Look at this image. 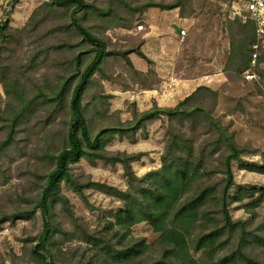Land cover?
<instances>
[{
    "label": "trees",
    "instance_id": "obj_1",
    "mask_svg": "<svg viewBox=\"0 0 264 264\" xmlns=\"http://www.w3.org/2000/svg\"><path fill=\"white\" fill-rule=\"evenodd\" d=\"M19 1L9 2L0 21V86L7 98L0 116L6 134L0 142V157L14 143L16 131L40 105L46 107L49 117L65 111L68 120L61 148L50 154L52 168L44 177L34 209L0 213V225L30 219L36 212L40 213L43 227L31 250L38 264H60L54 247L56 250L67 232L54 220L56 204L75 229H79L78 237H71L83 242L84 251L89 252L79 258L72 254L69 261L73 264H264V255L255 254L257 251L264 254V217L258 220L257 214V209L264 204V188L237 187L232 192L236 186L232 164L243 163L246 153L234 133L215 115L219 92L201 85L174 107H160L153 101L150 109L139 111L132 104L131 119L121 121L116 112L106 117L105 126L94 131L92 124L106 116L103 110L110 97L98 92L86 102L85 94L93 83L101 86L100 81L94 79L96 74L101 80H108L102 67L104 59L120 56L133 70L129 58L132 53L150 67L153 62L139 48L124 52L108 50L102 32L95 31L96 24L89 23L109 19L115 22L118 17L112 1L101 7L87 0H49L32 13L23 29L17 30L10 22L11 11ZM192 1L146 0L138 7V12L149 8L178 9L182 17L184 10L191 8ZM119 3L131 7L128 0H119ZM44 7L69 11L65 28L80 39L67 49L62 44L54 47L60 55L72 53L67 74L59 75L55 82L28 95L10 58L13 49L23 42V36L36 31L38 15ZM231 26L234 32L229 44L228 65L234 68L236 75H241L250 67L252 45L256 41L255 27L253 22L241 23L239 19H234ZM48 49L44 52L45 59ZM261 64H264V49H260L257 57V67ZM28 67L26 65L25 69ZM134 74L143 75L137 71ZM149 74L155 73L149 69ZM163 118L167 119V126L159 168L137 176L132 164L139 161L142 154L106 149L116 137L134 142L140 132L146 138L147 124ZM81 160L93 167L98 162L120 165L127 188L120 190L89 177L80 180L71 166ZM241 169L264 174V167L242 165ZM63 185L86 205L89 203L84 191L95 190L120 201V208L112 218L100 221L95 231L87 232L78 224L68 198L62 194ZM235 203L241 204L248 219L231 217L229 206ZM141 223H146L156 235L153 243L148 244L145 237L133 234V227Z\"/></svg>",
    "mask_w": 264,
    "mask_h": 264
},
{
    "label": "rangeland",
    "instance_id": "obj_2",
    "mask_svg": "<svg viewBox=\"0 0 264 264\" xmlns=\"http://www.w3.org/2000/svg\"><path fill=\"white\" fill-rule=\"evenodd\" d=\"M10 1L0 0V21L2 11L8 7ZM47 1L49 0H20L11 11V27L23 29L32 13ZM87 1L101 7L112 1L113 11L118 17L115 22L110 19L105 22H89L96 24L98 29L94 28L95 31L102 32L100 34L108 50L124 52L139 48L153 62L150 67L135 54H130V60L137 62L139 59L145 64L146 70L141 72L138 65L131 61L133 70L120 56L111 55L104 59L102 67L108 80H101L99 74H96L94 79L100 81L101 86L95 82L85 94L86 102L98 92L110 97L107 100L108 109L105 106L103 110L106 116L96 119L92 130L105 126L106 117H111L116 112H119L121 121L131 119V105L135 104L136 108L140 109L133 98L140 90L159 89L163 82L165 87L169 88L167 84L171 86L173 83L172 85L178 88V94L170 103L175 106L198 86H207L220 94L215 115L234 133L237 143L246 153L242 158L243 163L232 164L236 185L232 192L236 191L237 187L264 188V174L241 169L242 165L264 167V64L256 68L259 76L257 82H247L242 74L236 75L234 68L228 65L229 44L234 32L231 22L238 19L231 15L234 1L193 0L191 8L187 7L182 17L178 9L161 11L149 8L138 12V7L146 0H128L131 7L127 8L120 4L119 0ZM153 1L168 3L173 0ZM173 14L177 16L171 20ZM68 15L69 11L63 8L50 10L44 7L39 12L36 31L27 32L23 36V42L13 49L10 59L14 71L22 78L28 95L55 82L59 75L67 74L72 53L60 55L54 47L62 44L65 45L64 49H67L80 39L74 32L66 30ZM182 29L186 32L183 40L180 37ZM47 49L49 54L45 59L44 52H47ZM26 65H29L27 69ZM157 65L159 72H156ZM149 69L155 74H149ZM135 71L143 75L137 76ZM159 73L163 78L159 77ZM171 77L176 80H171ZM6 100L0 86V116ZM93 111L94 109L91 110L90 116ZM67 120L65 111L49 117L46 107L40 105L27 123L16 131L14 143L0 157V213L34 209L44 177L52 168L50 154L57 152L63 144ZM166 126V118L150 122L146 127V138H143L140 132L134 142L116 137L106 149L111 152L142 154L141 159L132 164V168L137 176H143L160 167ZM5 137L4 127L0 123V142ZM71 167L74 175L80 180L89 177L94 182L105 183L120 190L127 188V180L118 164L110 166L98 162L93 167L81 160ZM61 191L68 198L70 209L78 219V224L87 232L95 231L100 221L112 218L121 205L117 199L95 190L84 191L88 205L66 186L63 185ZM229 212L233 219L249 217L238 203L230 204ZM53 213L55 222L67 232V235L59 240L56 250L54 247L58 263L73 264L69 261L72 254L77 258L81 254L87 256L89 252L84 251L86 245L76 238L79 229H75L58 204L54 206ZM257 214L258 220L264 217V204L257 209ZM42 227L39 212L30 219L2 223L0 264H38L32 257L31 250L37 244ZM133 234L136 237H145L148 244L153 243L156 238L146 223L134 226ZM255 254L259 257L264 255L259 251Z\"/></svg>",
    "mask_w": 264,
    "mask_h": 264
},
{
    "label": "built area",
    "instance_id": "obj_3",
    "mask_svg": "<svg viewBox=\"0 0 264 264\" xmlns=\"http://www.w3.org/2000/svg\"><path fill=\"white\" fill-rule=\"evenodd\" d=\"M231 15L238 18L241 23L251 21L255 27L256 41L252 45V56L250 67L244 71L242 77L246 81L257 82L259 79L256 73L257 57L260 49L264 48V0H233ZM186 32L180 31V37L183 40ZM264 102V98H263Z\"/></svg>",
    "mask_w": 264,
    "mask_h": 264
},
{
    "label": "crops",
    "instance_id": "obj_4",
    "mask_svg": "<svg viewBox=\"0 0 264 264\" xmlns=\"http://www.w3.org/2000/svg\"><path fill=\"white\" fill-rule=\"evenodd\" d=\"M175 16L177 15L173 14L171 20H174ZM133 64H135L136 66L138 65L139 71L145 72L146 67L145 64H143L142 60L138 59V61L133 62ZM156 67V72H159L160 68L158 67V65ZM159 77L163 78L160 73ZM170 79L173 81L176 80L174 77H171ZM172 84L171 86L170 84H167L169 86V88H167L165 87V82H163V85L159 89L140 90L138 93H135L133 95V98H135L136 104L140 108L139 110L145 111L150 109L152 107L153 101L156 102L160 107L174 106V103L171 104L170 102L172 101V98L178 94V88L174 87Z\"/></svg>",
    "mask_w": 264,
    "mask_h": 264
}]
</instances>
